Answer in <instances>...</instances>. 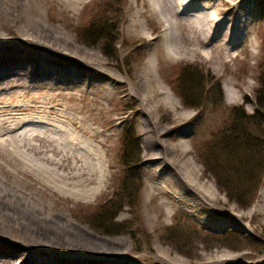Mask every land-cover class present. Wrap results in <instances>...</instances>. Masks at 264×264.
I'll use <instances>...</instances> for the list:
<instances>
[{
	"label": "bare ground",
	"instance_id": "6f19581e",
	"mask_svg": "<svg viewBox=\"0 0 264 264\" xmlns=\"http://www.w3.org/2000/svg\"><path fill=\"white\" fill-rule=\"evenodd\" d=\"M55 1L74 13L85 0H0V264H133L123 240L92 234L57 210L69 202H90L106 186L112 133L95 112L108 113L127 98L137 102L136 119L149 133L147 195L165 196L159 205L164 214L176 204L208 208L216 196L189 159L174 160L178 151L188 153L186 144L163 147L160 131L149 124L159 107L179 104L158 82L154 60L126 83L109 63L72 48V40L42 22L41 3ZM225 1L190 13L191 0H142V10L128 19L125 30L129 37L144 38L140 19L158 18L163 28L154 48L159 63L162 52L207 56L226 65L233 29L226 17L218 18L217 9ZM10 32L15 41L6 35ZM120 119L111 118L108 125ZM259 197L264 203V184ZM256 206L248 214H255ZM161 255L156 257L165 264L179 263Z\"/></svg>",
	"mask_w": 264,
	"mask_h": 264
},
{
	"label": "rangeland",
	"instance_id": "374dc122",
	"mask_svg": "<svg viewBox=\"0 0 264 264\" xmlns=\"http://www.w3.org/2000/svg\"><path fill=\"white\" fill-rule=\"evenodd\" d=\"M218 1L191 0L194 6L190 5L188 11L194 13L204 4L209 11L210 4ZM141 4L142 0H85L72 13L60 1L42 2V22L54 26L69 41L72 40V48L88 50L109 63L108 68L123 76L126 83L132 81V75L141 67L148 65L150 58L154 60V74L158 82L170 90L179 104L176 103L174 109L159 107L149 124L153 130L156 128L160 131L157 137L163 147L180 142L186 144L188 153L182 156L178 151V154H173L174 160L181 162V157L189 159L197 168L201 182L213 190L216 200L208 208L186 209L176 204L167 215L159 209L161 201H166L165 196L147 195L149 177L146 158L149 150L146 142L149 133L146 126L136 119L137 102L127 98L114 103L108 113L95 112L103 129L109 126L112 133V152L105 163L106 186L90 202H69L66 207L59 206L57 210L62 211L73 225L85 228L92 234L105 239L123 240L133 264H165L156 257L161 254L164 258L177 259V264H264V203L259 202L264 175L255 193L254 184L238 188L239 180L230 178L232 184L227 183L226 175H222V182L217 184L209 166L204 163L216 158L226 161V166L230 162L234 165L240 160L238 155L242 149L249 155V150L243 148V144L234 143L231 149L233 156L229 157L230 151L227 154L222 149L224 138L230 140L236 137L243 141L250 136L264 143V115L262 121L243 119L242 115L239 122L241 129L232 123V115L237 116L236 112H243L245 116L257 111L264 113V102L259 101L264 100V0H227L224 5H217L218 18L226 17L233 29L232 39L228 43L232 57L226 65L217 59L209 61L207 56L170 57L162 52L157 54L161 59L159 63L154 48L160 41L163 28L158 18L151 21L140 19L146 29L144 38L129 37L125 30L128 19L136 17V13L142 10ZM98 30L97 41L93 38H88L89 41L83 39L84 35L90 37L88 34L91 31ZM10 33L6 35L11 37L10 41H15L16 38H12ZM221 35L222 30L215 36V41ZM181 74L185 77L196 75L200 90L206 93V97L203 96L205 100L194 103L196 107L187 106L180 98V89L185 86L182 79L179 81ZM196 98L192 97L193 102L198 101ZM69 103L73 104L72 101ZM183 115H187V118H183ZM117 117L121 119L108 125L111 118ZM130 130L134 131L139 143L137 176L141 179V188L139 192L125 193L121 189L126 174L121 154L123 136ZM163 147L157 151L163 150ZM254 149L253 156L247 158L249 166L246 172H254L256 162L261 160L257 158L264 157V146ZM136 184L135 177L128 181L129 186ZM227 185L230 188L235 186V189H228ZM54 197L60 196L55 194ZM255 205L258 211L248 214ZM114 206H121L115 220L103 221L104 229L93 227L92 223L101 222L100 218L105 214L109 216L110 213L105 212H110ZM51 254L56 257L53 251Z\"/></svg>",
	"mask_w": 264,
	"mask_h": 264
},
{
	"label": "trees",
	"instance_id": "16d2710c",
	"mask_svg": "<svg viewBox=\"0 0 264 264\" xmlns=\"http://www.w3.org/2000/svg\"><path fill=\"white\" fill-rule=\"evenodd\" d=\"M99 33H100L99 30L95 31V32L91 31V34H88V35H90V37H86L84 35L83 39L88 40V38H90V39L93 38L94 40L97 41V39L99 38ZM183 75L184 74H181L179 77V81H181V79H182V83H184V85H185L182 89H180L181 90L180 98L184 102V104H186L187 106L196 107L197 105H195L194 103L202 102L203 99L205 100V98L203 96L206 97V93L205 92L203 93V91H201L202 89L200 90L196 75L195 76L192 75L189 77H185ZM193 96H197V98H196L198 100L197 102H193V100H192ZM259 101L264 102V100H261V99H259ZM235 114L237 116L232 115V123H233V125H235V127H238L239 129H241L240 127L242 126V124H239L240 119H242V115H243V119L247 118L249 120H257V121L258 120L262 121V118L264 115V113L259 112V111L255 112L251 116H245L243 112L242 113L236 112ZM248 138H249V140H248ZM123 140H124V146H123L124 148H123V151L121 154V161H122L123 166L126 169V174L123 178V184L121 185V189L123 188V191L125 193H131V192H135V191L139 192V190L141 188V186H140L141 185V179H140V177L137 176V173H139L138 164L140 163L139 143L137 141V137L135 136L134 131H131V130L125 132V134L123 136ZM221 143L224 144V146L222 147L224 152H226L228 154V152L230 151L229 157L233 156V151L231 149L233 148L234 143L243 144V146H244L243 148L246 147V149L249 150V155L246 154L247 152L245 151V149H242L240 155H238L240 160L239 159L237 160V164L232 165V163L230 162V164L228 166H226L224 163L226 161H219V160H216V158H214V160L212 162L205 160L204 163L209 166V171H210V173H212L215 176L217 184H220L222 182V178H223L222 175H226L225 181L227 180V183L230 182L232 184V180L230 178H235V179L239 180L238 188L240 186H243L246 184H254L255 185L254 190L256 193L258 190L260 181L264 175V157L263 158L262 157L257 158V159H261V160H260V162L259 161L256 162L257 168H256V170H254V172H246V171H248V166H249V160L248 159H250L253 156V152L255 150L254 148L256 146L263 148L264 143H262L261 141H255V140H253V138L251 139L250 136L246 137L245 140H243V141L241 138H236V137H233L230 140L227 138H224ZM244 158H246V159H244ZM217 159H218V157H217ZM132 177H135V179H136L137 184L135 186H129L128 185V181ZM137 178H138V180H137ZM220 188H221V186H220ZM232 188L235 189V186H233ZM232 188H230L228 186V189H232ZM110 202L111 201H109V203ZM120 209H121V206H114L112 208V210H110V212H105V213H110V215L109 216H108V214L103 215L100 218L101 222H98V221L93 222L92 223L93 227L104 229V226H105L104 223L105 222H103V221L107 220L108 222H113L115 220V218L117 217V214L120 211ZM111 211H113L112 214H111ZM104 217H105V219H104Z\"/></svg>",
	"mask_w": 264,
	"mask_h": 264
}]
</instances>
